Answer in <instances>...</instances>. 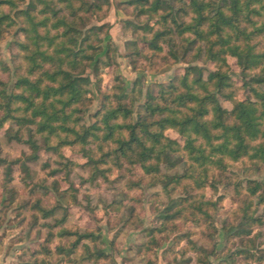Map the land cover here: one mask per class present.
I'll return each mask as SVG.
<instances>
[{
    "label": "trees",
    "instance_id": "trees-1",
    "mask_svg": "<svg viewBox=\"0 0 264 264\" xmlns=\"http://www.w3.org/2000/svg\"><path fill=\"white\" fill-rule=\"evenodd\" d=\"M172 1L128 2L138 15L144 14L149 20L157 18L158 30L155 25L138 28L151 35L146 40L150 50L154 54L165 53L164 58L172 64L185 61L197 51L198 56L216 64L217 70L206 75L201 66L186 67L183 74L159 85L157 95L147 94L145 112L137 113L136 120L134 100H129L130 94H122L124 91L117 86L113 94H103L97 122L85 127L80 124L79 114L91 92L92 79L87 70L91 69L101 92L100 70L116 65L111 45L107 47L106 59L98 57L104 52L100 36H108L110 27L91 24L92 18L109 6L110 1L100 4L89 0H0V32L7 27H19L15 80L11 85L0 80V127L12 122L18 127L17 132L27 129L26 143L33 151L27 161L39 159L41 148L36 136L42 137L47 150L56 152L66 146L84 149L91 143L98 144L96 147L103 152L106 146L113 145L109 152H103L101 159L91 157L94 150H85L92 164L93 180L104 176L99 165L111 157L118 164L125 159L141 166L165 190L171 185L180 186L184 179L194 180L197 170L205 181L212 178L213 185L216 178L210 175L212 170L226 172L230 162L247 158L258 167L264 164V0H188L187 4L177 0L178 8ZM6 7L10 8L9 13L4 12ZM163 44L168 51H164ZM229 57L237 59L241 88L249 93L243 100L235 97L236 82L227 70ZM221 97L232 104V110L222 105ZM170 129L185 139L184 146L165 135ZM10 139L23 142L17 134ZM182 153L189 160L186 173L162 175L161 165L177 167ZM3 164H8V182L13 181L15 165H21L29 173L28 165L21 159L7 162L0 158V166ZM246 183V188L241 183L235 186L239 195L246 193L237 210L241 212V222L235 236L239 237H251L252 228L262 225L250 212H254L253 199L257 200L256 204L264 205V183L253 180ZM196 185L202 187L197 181ZM192 199L176 200L164 212V220L185 218L187 208L199 220L195 212L209 217V207H216L211 201ZM52 214L45 211L43 215L47 218ZM157 231L148 232L154 245H157ZM60 234L73 239L68 249L57 248L61 254L70 256L84 241L92 239L91 233L78 230L63 229ZM190 238L185 234L178 241L188 239L198 262L204 263L199 257L206 253L205 249L196 246ZM85 247V260L99 262L104 258L88 245Z\"/></svg>",
    "mask_w": 264,
    "mask_h": 264
},
{
    "label": "rangeland",
    "instance_id": "rangeland-1",
    "mask_svg": "<svg viewBox=\"0 0 264 264\" xmlns=\"http://www.w3.org/2000/svg\"><path fill=\"white\" fill-rule=\"evenodd\" d=\"M89 1L102 4L105 0ZM109 1L110 5L93 17L91 24L110 27L108 36H100L104 52L98 57L106 59L107 47L111 45L116 65L100 70L101 92L91 69L87 70L92 79L91 92L79 114L80 124L85 127L97 122L103 94H113L117 86L124 91L122 94H130L129 100H134L136 120L137 113L145 112L143 106L147 94L157 95L159 85L168 84L176 75L183 74L186 67L201 66L206 75L217 70L216 64L198 56L197 51L176 64L168 62L165 53L154 54L146 41L151 35L138 28L155 25L157 18L149 20L144 14L138 15L137 9L128 4L130 0ZM172 2L178 8V2L187 4L188 0ZM10 11L9 7L4 8L5 13ZM18 28L7 27L0 32V80L8 85L15 80ZM155 28L160 27L155 25ZM20 38L23 39L22 35ZM163 47L168 51L166 44ZM227 66L229 75L236 82L233 87L235 97L247 98L248 90L241 88L237 59L229 57ZM220 100L226 109L232 110L229 101L222 97ZM17 129L12 122L0 127V158L7 162L21 159L28 165L29 173L26 174L21 165H15L13 181L8 182V164L0 166V264H264V205L256 204V199H253L254 212L250 214L259 218L262 225L252 228L251 237L235 236L241 222V212L237 210L246 194L239 195L235 186L241 183L246 188L247 180L264 183V164L258 167L245 158L230 162L226 172L213 169L210 173L216 178L213 185L210 183L212 178L205 181L197 170L194 180L184 179L180 186L171 185L165 190L141 166L125 159L118 164L110 157L99 165L104 176L93 180L92 164L85 150H94L91 157L101 159L103 152H109L113 145L106 146L103 152L98 150L96 143L84 149L66 146L56 152L47 150L42 137L36 136L41 149L38 161L33 162L26 160L33 154L26 143L27 129L20 132ZM15 134L23 142L10 139ZM165 135L184 146L185 139L177 131L170 129ZM180 155L182 159L177 167L161 165L162 175L186 173L188 156ZM180 198L211 201L216 207H209V217L195 212L200 218L195 219L191 208H187L185 218L166 222L164 212ZM39 207L53 214L45 218V211ZM230 227L233 229L229 231ZM63 229L91 233L92 239L84 241L71 256L61 254L57 248L68 249L73 240L61 237ZM151 230H158L155 233L157 245L150 242L148 232ZM185 234L190 235V241L196 246L205 249L206 253L199 257L204 263L198 262V255L191 250L188 239L178 241ZM87 245L104 258L99 262L85 260Z\"/></svg>",
    "mask_w": 264,
    "mask_h": 264
}]
</instances>
